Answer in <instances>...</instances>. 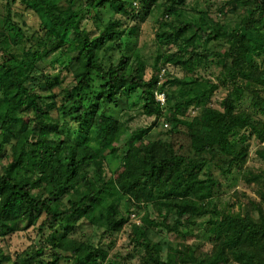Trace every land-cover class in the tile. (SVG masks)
Wrapping results in <instances>:
<instances>
[{
    "label": "trees",
    "instance_id": "16d2710c",
    "mask_svg": "<svg viewBox=\"0 0 264 264\" xmlns=\"http://www.w3.org/2000/svg\"><path fill=\"white\" fill-rule=\"evenodd\" d=\"M186 1L84 0L82 5L94 12L98 29L91 36L80 26L79 8H72L75 0H11L36 13L40 25L26 32L12 20L8 8L7 30L0 35V241L34 226L43 215L39 230L45 235L42 244L10 264H59L64 259L74 264H127L109 261V248L95 246L87 232L78 229L86 222L89 229L101 227L113 234L128 222V210L118 212L128 196H117L112 180L103 176L104 160L118 154L117 144L127 128L106 106L135 92L141 95L143 115L158 119L166 113L171 134L183 131L189 145L184 153L173 141L144 144L143 168L124 176L131 188L128 199L149 206L158 216L160 222L146 219L147 225L170 233H188L190 225L207 218L200 233L213 245L210 253L198 254L182 244L163 260L159 245L137 228L134 242L143 252L138 264H264V168L250 173L247 180L255 185L258 201L249 200L239 213L217 212L218 182L207 170L217 157L222 175L233 166L241 168L248 156V139L264 142V122L235 109L251 94L252 105L264 117V0H238L244 14L233 25L218 24L202 10L187 11ZM107 5L112 14L103 22L98 8ZM159 5L163 21L155 40L159 45H176V52L158 53L146 80L145 63L122 51L119 39L136 33L134 27L124 26L122 18H144ZM217 39L227 41L222 52L205 46ZM199 40L205 47L197 45ZM107 43H113L111 56L103 64L97 54ZM54 53L57 59L68 58L63 68L73 78L61 88L59 104L53 93L60 86L58 74L35 76L38 64ZM213 60L221 68L217 83L193 75L192 66ZM158 63L185 71V76L170 81L174 90L162 107L153 94ZM35 79L45 81L48 95L27 86ZM219 86L229 89L221 101L222 111L188 119L190 107H205ZM65 117L76 123L77 136L60 132ZM151 129L132 130L125 146L130 149ZM129 149L122 154L126 156ZM10 260L0 248V264Z\"/></svg>",
    "mask_w": 264,
    "mask_h": 264
},
{
    "label": "rangeland",
    "instance_id": "374dc122",
    "mask_svg": "<svg viewBox=\"0 0 264 264\" xmlns=\"http://www.w3.org/2000/svg\"><path fill=\"white\" fill-rule=\"evenodd\" d=\"M83 1L84 0H75L72 8H79L78 12L82 17L80 26L86 28L91 36H96L98 34V29L96 28V20L92 19L94 12L90 10L87 11L86 8L88 7L82 5ZM162 1L163 0H157V3L161 4ZM237 2L238 0H187L183 7L189 12H192L194 9L205 11L208 16L212 20L218 22V24L229 22V24L233 25L238 16L244 14V10L240 9V5ZM134 6L137 7L138 2H135ZM8 8L11 9L12 20L19 23L23 29L27 30L26 32L31 33L37 30L40 25V19L36 13L25 9L24 6L18 3H12L11 0H0V35L4 34L7 30L4 21L8 15ZM98 13L102 21L105 22L111 16L112 11L107 5L105 9L98 8ZM115 17L118 18V15ZM122 19L124 26L134 27L136 29L135 34L131 36L125 35L119 39V42L124 45L122 51H124L126 55H136L145 63L147 67L145 69L144 78L147 80L152 74L151 67L158 53L176 52V45H159L155 40V30L158 27V23L161 22V20L163 21L162 5L152 10V12L144 18L129 20L123 17ZM112 45L113 43H107L106 47L101 49L97 54L103 64H107V61H109V57L111 56V50L109 48L112 47ZM197 45L201 47L207 46L212 50L222 52L227 46V41L217 39L204 46L199 40ZM118 55L119 53L115 52L114 56L117 57ZM57 56L58 53L51 54L44 61L40 62L36 69L35 76L40 77L43 74L52 76L58 74L60 86L54 88L53 93L56 95L55 100L57 104H59L61 88L70 85L73 78L71 72L63 68V66H66L68 58L62 56L57 59ZM53 60L56 61L52 62ZM157 66L160 68V71L157 75L158 83L154 91L159 90L163 92L166 97L174 90L170 81L174 78H182L185 76V71L174 65H162L158 63ZM191 68L194 70L193 75L210 80L214 83L218 82L216 78L219 77L221 68L216 61L213 60L196 67L192 66ZM96 84V88L97 86L99 87V84ZM27 86L32 87L34 91L41 96L49 94L48 87H46L45 81L42 79L28 81ZM228 90L229 89L226 87L219 86L213 92L209 103L205 107H190L186 113V117L191 119L194 116L202 115L204 118H209L213 110L222 111L221 101L225 98ZM251 96L252 95L249 94L248 98H244L242 102H237L235 104V109L236 111H244L251 114L257 123L259 121L262 123L264 122V117L259 115L257 108L252 105L253 101L251 100ZM261 96L264 97L263 92H261ZM142 103L140 93L135 92L128 98L123 97L121 100L113 101L106 106L108 113H111L127 128V132L120 137L121 141L117 144L118 154L112 157L107 155L103 165L104 179L112 180L114 186L118 190L117 196L126 194L129 197L131 188L125 182L124 176L129 171L137 173L143 168L144 164L142 163L143 154L141 152V147L144 144L158 140L164 142L173 141L176 146H182L184 153H188L187 147L189 145V140L184 135V132L181 131V133L173 136L170 131L172 124L166 120V113H163L162 117L158 119L147 117L141 113ZM61 123L60 132L68 137H75L77 134L76 123L71 121L68 117L61 119ZM149 126L152 128L151 131L142 140L135 142L130 149L128 146H125L124 142L127 140L132 130H139ZM247 144L249 147L248 156L241 168L233 166L230 172L222 175V172L216 165L218 162L222 165L219 157L207 167V170L212 173V176L218 182L214 193L217 212L239 213L241 209L245 208V205H248L249 200L258 201L255 185L253 183H247V180L251 175L250 173L255 174L260 169L264 168V142L259 141V139L255 137H250ZM127 149H129V152H127L125 156L122 152H126ZM2 162L5 164L7 160L3 159ZM23 179L31 180V177H29V179L27 177H22V180ZM128 197L122 199L118 207V212L124 214L125 210H128L125 215L128 216L129 219L118 232L106 234L101 227H92L89 229L86 222H82L78 229L79 232L86 231L95 246H100L101 244L104 248H109L107 257L109 261H115L116 263L125 262L127 264H138L140 262L143 252L134 242V239L137 240V235L139 234L137 228L145 232L147 239L159 245L161 258L163 260H165L169 254H173L175 247H181L182 244L189 245L198 254L210 253L213 246L212 242L207 240V237H205L203 233H200V229L204 224L203 222L206 221L207 218L197 220L194 226L190 225L188 227L190 230L188 233H170L161 226L152 228L147 225L145 222L146 219L160 222L158 216L149 206L130 201ZM64 202H66V200H64ZM43 217L44 215L34 226L21 229L15 234L7 236L0 241L1 250L5 253V256L8 254L9 258H11V260L7 262L8 264L17 260L18 256H24L26 253H29L32 247L38 246L44 242L43 236L45 232L42 234L39 230V225ZM167 223H172V221L168 219ZM136 230L137 235L135 233ZM22 259L23 257H20L18 262L20 263ZM59 264H74V261L64 259L61 260Z\"/></svg>",
    "mask_w": 264,
    "mask_h": 264
},
{
    "label": "built area",
    "instance_id": "2783aa9c",
    "mask_svg": "<svg viewBox=\"0 0 264 264\" xmlns=\"http://www.w3.org/2000/svg\"><path fill=\"white\" fill-rule=\"evenodd\" d=\"M163 73V71H162ZM154 94V98L156 100V102L162 107L165 105V101H166V97L165 94L163 92L158 91H153Z\"/></svg>",
    "mask_w": 264,
    "mask_h": 264
}]
</instances>
